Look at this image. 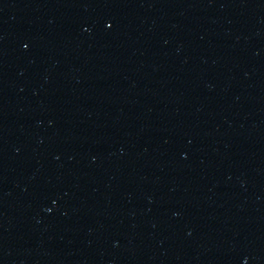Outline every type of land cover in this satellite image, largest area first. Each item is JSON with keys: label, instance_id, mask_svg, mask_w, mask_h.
<instances>
[{"label": "water", "instance_id": "1", "mask_svg": "<svg viewBox=\"0 0 264 264\" xmlns=\"http://www.w3.org/2000/svg\"><path fill=\"white\" fill-rule=\"evenodd\" d=\"M195 264H264V0H212Z\"/></svg>", "mask_w": 264, "mask_h": 264}]
</instances>
